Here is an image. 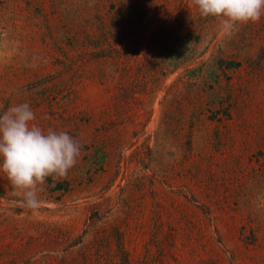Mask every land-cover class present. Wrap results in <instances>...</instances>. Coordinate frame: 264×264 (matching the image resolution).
<instances>
[{"label": "rangeland", "instance_id": "374dc122", "mask_svg": "<svg viewBox=\"0 0 264 264\" xmlns=\"http://www.w3.org/2000/svg\"><path fill=\"white\" fill-rule=\"evenodd\" d=\"M23 102L82 151L35 209L0 171V264L121 260L87 228L96 203L130 264H264V16L228 29L193 0H0V114Z\"/></svg>", "mask_w": 264, "mask_h": 264}, {"label": "clouds", "instance_id": "9594fccd", "mask_svg": "<svg viewBox=\"0 0 264 264\" xmlns=\"http://www.w3.org/2000/svg\"><path fill=\"white\" fill-rule=\"evenodd\" d=\"M203 17L225 28L256 23L264 16V0H193ZM29 103L10 106L0 114V171L5 173L27 207L40 206L39 193L48 177L66 178L81 156V143L66 131L44 130Z\"/></svg>", "mask_w": 264, "mask_h": 264}, {"label": "trees", "instance_id": "16d2710c", "mask_svg": "<svg viewBox=\"0 0 264 264\" xmlns=\"http://www.w3.org/2000/svg\"><path fill=\"white\" fill-rule=\"evenodd\" d=\"M164 28V26H162ZM162 31V30H161ZM160 33L162 34L163 32ZM168 31V30H167ZM158 35V38H156V34L153 38V42L156 44H161L163 42V38H160ZM225 63L228 65H234L236 62H233L232 60H225ZM137 90H131L126 88L125 86H121L120 88L116 89L114 91L113 97L116 98V101H114L111 106L114 109V113L116 112V115H123L124 117L127 115V110L128 107L131 105V101H135L137 96H136ZM125 112V113H124ZM212 114L210 115L211 117H215L216 114L219 112V108H215L212 111ZM220 117V116H217ZM127 118L129 119L130 117L127 115ZM199 116L193 120L194 123L199 122ZM69 185H67L68 187ZM99 209V204H93L90 210V213L88 215V223H87V228L89 231H92V234H99L96 236V242L97 244L100 245H108L111 242V239L114 237V242L116 243L117 247L119 248V251H121L123 258L121 260L116 261L114 264H130L131 263V258L127 252V250L123 247V240H122V230L117 226V225H102V224H97V220L101 219ZM87 230V229H84ZM48 236H50L49 230L45 231ZM85 232V231H84ZM59 237V235H57ZM95 238V237H94ZM51 239V237H50ZM52 241H57V239H52ZM83 242V241H82ZM84 246L85 243L83 242ZM83 261H86V252L83 255ZM29 260V259H28ZM36 258L31 259L30 261H27L25 264H36L35 262ZM41 264H47V261L42 262ZM59 264V263H57Z\"/></svg>", "mask_w": 264, "mask_h": 264}]
</instances>
